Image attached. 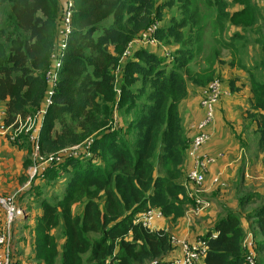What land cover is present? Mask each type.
I'll list each match as a JSON object with an SVG mask.
<instances>
[{"label": "trees", "instance_id": "obj_1", "mask_svg": "<svg viewBox=\"0 0 264 264\" xmlns=\"http://www.w3.org/2000/svg\"><path fill=\"white\" fill-rule=\"evenodd\" d=\"M73 1L72 29L63 52L65 0H0L9 8L0 23V102L8 101L2 124L36 115L49 99L39 140L42 155L94 136L90 157H66L46 171L47 183L58 176L57 183L63 175L67 179L62 198L41 203L35 259L43 264H169L163 258L176 247L169 230L152 231L137 219L158 210L175 223L193 203L183 169L191 143L183 134L179 105L188 96L189 83L206 87L221 78L218 50L210 52L207 67L195 69L202 33L212 14L222 32L226 27L240 29L227 44L253 32L254 42L262 45L259 65L244 67L253 95L247 118L255 122L257 149L264 152V80L257 77L258 71L264 74V34L256 29L264 16L252 0ZM234 6L244 9L230 12ZM174 7L178 14L168 16L169 23L154 35L162 44H177L172 62L164 54L135 48L121 69L118 86L116 69L129 43ZM202 9L210 14L198 15ZM48 74L56 77L53 85ZM233 85H228L232 91ZM11 143L20 145L22 139ZM28 162L26 168L33 163ZM238 203L237 211L224 208L203 236V264H247L248 234L258 257L264 256V195L250 192ZM57 229L65 240L62 249Z\"/></svg>", "mask_w": 264, "mask_h": 264}, {"label": "crops", "instance_id": "obj_2", "mask_svg": "<svg viewBox=\"0 0 264 264\" xmlns=\"http://www.w3.org/2000/svg\"><path fill=\"white\" fill-rule=\"evenodd\" d=\"M227 1L232 2V0ZM252 1L258 4L257 6H259L258 8H260L264 16V0ZM243 9V6H234L230 8V12H238ZM256 27L259 28V24ZM228 30L229 28L226 27V31ZM239 31L240 29L238 28H231L228 36L230 37L234 32ZM252 38L255 41L257 36ZM258 47L259 45L255 44L254 50L255 48L258 49ZM142 48L163 57L162 48L158 46L146 45ZM262 51V47L258 51L255 50V54L244 62L240 52L230 50L229 58L223 57L222 54L219 57V61H222L224 64L216 65L217 75L221 76L225 83L224 88L229 90L228 85L234 83V91H232V87L230 86L231 95L223 98L217 105L215 120L210 128L212 139L198 151L199 155L218 157L217 162L210 166L204 184L207 190L205 199L210 203V208L202 212L200 216H195L191 211L192 206H190L187 208L185 216L175 223L167 218L156 219L150 230H169L171 235L177 239L194 243L200 237L205 236L210 229L214 228L219 218L223 215L224 208L237 211L239 209V198L250 192L264 195L262 193L264 188L250 190L252 186L258 187L264 184L258 181L261 175L264 174V152H259L257 149L256 124L247 118L253 95L249 74L244 67L248 62H256L258 55L260 62L263 57ZM235 54L239 56L237 62L234 60ZM231 63H233V66H231ZM236 63L239 64L237 69L235 68ZM240 75L243 77L242 79L239 77ZM117 80L119 82V76ZM204 88L189 83L188 96L179 105L183 134L188 143H191L197 135V125L204 117V110L200 105ZM7 102H0V119L2 121L6 116ZM247 133L251 134L250 137L253 138L251 141ZM22 143L20 145L13 144L6 136L0 134V197L12 198L26 212L25 216L19 218L9 229L5 211L0 205V232L7 230L10 237L12 235L15 248H18L20 243H22L21 249L25 248L26 243L31 246L32 251H28L23 255L24 264H26V261H28L27 264H43L35 259L33 245L37 222L42 215L41 203L47 199H43L39 205L32 202V200L34 201L43 193V182L45 181L29 183L27 180L26 172L28 168L25 167V162L30 160V151L29 147ZM193 168L194 162L187 155L183 165L184 178ZM247 173L250 177H246ZM218 175H220L222 181L228 184L227 189L214 185L213 180ZM62 179L56 186L62 183ZM54 183L55 181L51 180L48 183L45 182V185L49 188ZM63 189L65 192V185ZM49 191L51 195L53 192L56 195L48 201H53L54 198L59 200L60 195L56 191V188L53 191L49 188ZM17 199L19 202H17ZM194 219L195 224L191 225ZM56 232L57 230L54 231V234ZM64 241L63 239L58 241L59 249H62ZM182 254V247L176 246L163 260L170 262L180 258ZM201 264L203 263L201 262Z\"/></svg>", "mask_w": 264, "mask_h": 264}, {"label": "built area", "instance_id": "obj_3", "mask_svg": "<svg viewBox=\"0 0 264 264\" xmlns=\"http://www.w3.org/2000/svg\"><path fill=\"white\" fill-rule=\"evenodd\" d=\"M65 13L63 17V23L60 31L61 35V49L66 51L68 47V37L71 33V19L72 12L75 6L73 0H65ZM159 29V24L154 23L151 25L146 32L148 36L143 39H138L132 41L127 46L123 55L120 58L119 65L116 69V76L118 79L117 72L125 66V61L129 59L132 54V51L135 48L143 47L146 45H154L162 48L163 54L165 55L167 62H172L173 56L172 52L164 47L156 38L155 33ZM57 66H60L58 63ZM53 82H56V77L53 76ZM118 94H120L119 89L116 88ZM230 89L226 90L224 88V81L220 78H215L211 81L204 89L201 100V107L204 110V117L197 125V135L193 138L190 148L188 150L189 157L192 158L194 162V168L188 172L187 183L185 188L187 191L188 198L194 203L191 211L195 216L200 215L206 209L209 208L210 203L203 197V193L206 191L204 186L206 174L211 165L217 162L218 157L208 156V155H199L198 151L206 145L211 139L212 134L210 128L215 120L216 116V107L225 98L230 94ZM53 91L49 92V96L53 95ZM232 93V92H231ZM50 104V100H47V106ZM46 108L41 112L33 116H28L26 118L18 117V119L10 126H4L0 124V134L9 135V140L12 142L19 141V138L26 134L29 141L33 144V163L29 167L27 174L29 176V183L35 181H44L46 177L47 169L51 168L55 163L62 162L66 157H78L82 154L85 157H90V147L93 144L94 139H87L83 143L78 145L62 149L56 153L49 155H42L40 152V143L41 135L44 131V116L46 114ZM38 119V125L34 126V121ZM246 177H250L248 173ZM264 179V174L262 175ZM214 185L225 187L226 183L221 180L220 175L214 178ZM0 205L3 207L6 220L8 223V228L11 229L13 223H15L19 218L24 216V209L19 205L15 204V201L12 198L0 197ZM163 218L162 213L158 210H149L141 214L137 222L141 223L146 228H151L153 222L156 219ZM8 233L7 230L0 232V264H17L13 258V252L8 245ZM213 237H216V234H213ZM171 242L174 246H181L183 254L180 258H177L171 261L169 264H201L203 258L205 257L207 251V244L203 241V237H200L194 243H188L186 241H181L172 235ZM244 247L246 248L247 255L246 261L247 264H257V252L254 248L253 239L250 236V239H246L244 242Z\"/></svg>", "mask_w": 264, "mask_h": 264}, {"label": "rangeland", "instance_id": "obj_4", "mask_svg": "<svg viewBox=\"0 0 264 264\" xmlns=\"http://www.w3.org/2000/svg\"><path fill=\"white\" fill-rule=\"evenodd\" d=\"M159 1H161V0H159ZM176 7L172 8L171 11L166 10V12H164L165 13L164 14L165 19L163 21H157V22H155V23H158L159 24V28L161 26L167 24V22L170 19L169 17H170L171 14H173V13L174 14H178V11H177ZM196 7L197 6L194 5L193 9H195ZM7 9H9L8 8V4H6V3H4V5H1L0 4V23L3 20H6L7 19ZM205 11L206 10H203L202 9V11L200 12V14H198V15H201L202 16V14H203L205 16L206 14H210L209 12H205ZM258 24H259V28L256 27V29H258L260 31V35L261 34H264V21L261 20L259 23H257V26H258ZM184 31L187 32V29H185ZM225 31H226V28H225ZM225 31H223V32L221 31V28L217 25L216 21H213V16L211 14L210 21L207 24V30L204 31V33H202V44H201L202 53H201V55H199V57H198L199 59L198 58H197L198 60L196 59L198 62H200V65L198 64V66L195 67L196 70L202 71L205 67L208 66V64L210 63V61L208 62L207 61V58H209L210 52H212L214 50H218L219 51L218 58L220 57L221 54L223 55V57L226 56V58H229L228 55L231 53L230 50H237L243 56V61L245 62L247 59H249L251 56H253L255 54V50L258 51V49H260L262 47V45H259L258 49L255 48V50H254V47H255L256 42L253 41V38L252 37H254L256 35L253 32L245 33V37H246L245 40H235V41H233L234 42L233 45H229V44H227L230 41L229 40V36H228L229 33H228V31H226V32ZM147 36H148V33L145 32L140 37L135 38L132 41H135V40H138V39H143V38H146ZM200 42H201V36H200ZM162 45L164 47L168 48L171 52H174L175 51V48H177V44H175V42L173 40H171L170 42H167V43H163ZM238 59H239V56L237 54H235V56H234L235 62H237ZM259 60L260 59H259V55H258V60L255 62V63H258V65H259ZM53 62H54V59H53ZM252 63H254V62H248V63H246V66L247 67H250L252 65ZM217 64L221 65V61H219ZM238 66H239V64L236 63L235 64V68L237 69ZM120 72H121V69L117 72V75L118 76L120 75ZM262 73L263 72L258 71V76L257 77L259 79H263L264 80V77H263V74ZM239 77L241 79L243 78L241 75ZM218 78H220V77H218ZM220 79H222V77ZM48 80H49V82H50L51 85L54 84L53 79L50 77V74H48ZM118 86H119V82H118ZM226 90H228V89H226ZM230 94H231V91H230ZM44 107L47 108L46 103H45ZM33 117H35V116H33ZM1 123H2V120L0 119V124ZM38 123H39L38 122V119L35 120L34 121V126L36 127L38 125ZM43 133H42L41 136H43ZM247 134H248L249 140L251 141L253 139V138L250 137L251 134H249V133H247ZM91 138H94V136L87 137L85 140L91 139ZM21 139H22L23 143L26 144L30 148V151H31V149H32L31 146L32 145H31V143H30V141L28 139V136L26 134H23L21 136ZM30 160L33 162V158L32 157H30ZM27 162H28V160H27ZM31 166L32 165H30L29 167H31ZM262 175H261V177L259 176L260 178L258 177L259 178L258 181L264 183V179H262ZM62 178H63L62 179V183H59L56 186L57 181L59 179V176H58L57 178L54 179L55 183L54 184H51L49 186V188H50L51 191H53L56 188V191L59 192L60 198H62V196L64 195V189L63 188H64V185L66 183L67 176L64 175V177H62ZM45 182H46V180H45ZM45 182H43V185H44L43 193L41 195H39L38 198H36L34 201L32 200V202H34L37 205H39L40 202L43 199L51 200V198L54 195H56L54 192L51 195L48 186L45 185ZM260 188H264V184L261 185V186H258V187H253L252 186L250 188V190L260 189ZM262 193H264V191H262ZM206 195H207V190L203 193V197H206ZM208 195H209V193H208ZM54 200H56V199L54 198ZM17 202H19L18 199H17ZM15 204L17 205L16 202H15ZM18 205H19V203H18ZM190 206H194V203H192V205H190ZM80 207L81 206H78V208H80ZM208 209H206V210H208ZM25 214H26V212L24 210V216H25ZM198 216H200V215H198ZM195 219H197V218H195ZM195 219L193 220V222H192L191 225H194L195 224ZM250 236H251V234H248L247 237H246V239H250ZM55 237L57 238L58 241L62 238L61 230L60 229H57V232L55 234ZM8 242H9L8 243L9 248L13 250L12 252H14L13 253V256L15 257V259L16 260H19L18 261L19 264H24V260H23V257L24 256L23 255H25L28 251H32L31 250V246L28 243H26L25 248L24 249H21L22 243H20L19 246H18V248H15V243L13 242L12 235L10 237V234L8 235ZM27 259L30 260L28 257H27ZM27 262L28 261H26V264H27ZM57 264H59V263H57ZM257 264H264V257H261L260 255H259V257L257 256Z\"/></svg>", "mask_w": 264, "mask_h": 264}]
</instances>
